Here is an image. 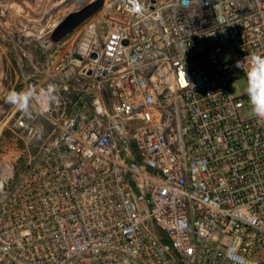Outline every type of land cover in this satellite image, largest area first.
Returning <instances> with one entry per match:
<instances>
[{"label": "built area", "instance_id": "built-area-1", "mask_svg": "<svg viewBox=\"0 0 264 264\" xmlns=\"http://www.w3.org/2000/svg\"><path fill=\"white\" fill-rule=\"evenodd\" d=\"M90 1L44 60L58 103L0 107L24 145L0 153V264H232L234 243L264 264V121L231 88L264 56V0Z\"/></svg>", "mask_w": 264, "mask_h": 264}, {"label": "rangeland", "instance_id": "rangeland-1", "mask_svg": "<svg viewBox=\"0 0 264 264\" xmlns=\"http://www.w3.org/2000/svg\"><path fill=\"white\" fill-rule=\"evenodd\" d=\"M87 3L92 2L88 0ZM87 3L82 4L80 0H0V107H12L5 99L10 90H20L28 85L42 87L51 82L46 76L44 60L67 58L77 44L86 18L79 20L59 43L51 45L52 48L47 49V42L52 41L50 36L54 27L63 24L71 14H83ZM97 12L93 10L89 16H95ZM224 57L233 58V49L228 48ZM231 88L241 95L246 93L247 83L241 81L240 87L234 84ZM42 137L41 133L34 135L30 152L37 150ZM23 147L12 132L6 130L3 133L0 153L16 155ZM26 154L24 152L22 156Z\"/></svg>", "mask_w": 264, "mask_h": 264}, {"label": "clouds", "instance_id": "clouds-1", "mask_svg": "<svg viewBox=\"0 0 264 264\" xmlns=\"http://www.w3.org/2000/svg\"><path fill=\"white\" fill-rule=\"evenodd\" d=\"M235 67L247 74L246 92L252 113L259 121H264V56H253L250 65L245 59L237 61ZM58 93V86L53 83L42 87L28 85L20 90H10L5 99L24 115H31L34 108L43 114L58 103ZM226 256L232 264H250L245 257L238 254V243L228 248Z\"/></svg>", "mask_w": 264, "mask_h": 264}, {"label": "water", "instance_id": "water-1", "mask_svg": "<svg viewBox=\"0 0 264 264\" xmlns=\"http://www.w3.org/2000/svg\"><path fill=\"white\" fill-rule=\"evenodd\" d=\"M101 6V4L95 9V10H97L99 7ZM91 13H93V10H90V11H88L87 13H85V15L83 16V18L82 19H80V20H83L84 18H86L87 16H89ZM84 14V13H83ZM67 21V20H66ZM65 21V22H66ZM79 21V20H78ZM77 23V22H76ZM75 23V24H76ZM75 24L74 25H71V24H69V25H67L66 27L64 26H58L55 30H54V32L52 33V40H54V41H58V40H60L62 37H64L68 32H70L71 30H72V28L75 26ZM106 29H107V25L106 24H104L103 26H102V30H103V32L105 33V31H106ZM123 43L124 44H126L127 43V40H124L123 41ZM143 49V47L142 46H139V47H137V51H141ZM133 53V51L131 50L130 52H129V54H132ZM92 58H95L96 57V54L95 53H93L92 55ZM73 60L75 61V62H78V61H80V60H82V56L81 55H79V54H74L73 55Z\"/></svg>", "mask_w": 264, "mask_h": 264}, {"label": "bare ground", "instance_id": "bare-ground-1", "mask_svg": "<svg viewBox=\"0 0 264 264\" xmlns=\"http://www.w3.org/2000/svg\"><path fill=\"white\" fill-rule=\"evenodd\" d=\"M71 1V0H70ZM88 0H80V2L83 4V3H87ZM101 4V1H97L96 3H93V4H86L85 7H84V14L78 12V13H74V14H71L69 16V19H67L66 22H64L63 24H61V26H67L69 24L71 25H74L76 22H78V20L82 19L83 16L85 15V13H87L93 6V8L91 10H95L99 5ZM87 45V43H85Z\"/></svg>", "mask_w": 264, "mask_h": 264}]
</instances>
